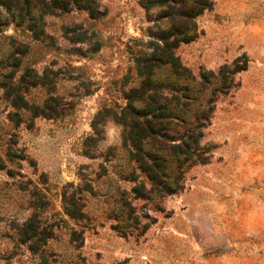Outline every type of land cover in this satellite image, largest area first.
Instances as JSON below:
<instances>
[{"label":"rangeland","instance_id":"1","mask_svg":"<svg viewBox=\"0 0 264 264\" xmlns=\"http://www.w3.org/2000/svg\"><path fill=\"white\" fill-rule=\"evenodd\" d=\"M41 1L0 0V264H264V0H213L195 18L198 37L175 49L186 77L155 71L192 85L248 58L200 140L209 163L150 200L132 190L139 171L125 179L139 154L126 109L153 94L139 70L159 55L149 43L166 20L140 0H95L96 19L74 7L44 14ZM163 128L145 148L180 143ZM124 212L145 231L121 234Z\"/></svg>","mask_w":264,"mask_h":264},{"label":"trees","instance_id":"2","mask_svg":"<svg viewBox=\"0 0 264 264\" xmlns=\"http://www.w3.org/2000/svg\"><path fill=\"white\" fill-rule=\"evenodd\" d=\"M140 4L147 13L158 9L159 14L154 21L158 22L162 19L167 23L163 28L157 27L163 30L149 43L159 55L151 56V66L148 71L139 70V74L145 78L153 94L149 95L146 101L143 98L137 99L136 102L142 105L141 108L126 109L127 118H130L137 128L134 133L136 143L133 146L139 154L134 159L135 170H132L131 175H127L125 179L135 182V171H139L145 181L135 185L132 190L137 198L150 200L152 197L162 199L181 192L185 186L187 168L209 163L212 157L211 147L208 144L201 145L200 140L210 125L217 100L239 87L236 75L247 70L248 58L243 54L230 64L221 66L217 73L202 72L199 82L190 80L193 82L192 85L156 80L155 71L164 66L170 69L175 79L186 77L182 74L185 68L179 64L175 49L180 44L189 43L198 37L195 18L205 11H211L214 2L213 0H140ZM38 6L44 14L53 9L68 11L74 7L87 12L92 19L104 15L98 10L95 0H44ZM210 82L216 84L205 95ZM159 89H168L171 96L163 97L159 94ZM161 123L167 132L165 136L172 142L176 141L175 137L168 134L181 132L178 137L180 143L172 144L165 151L145 148L146 141L154 134V124ZM147 184L150 186L148 189ZM124 216L125 220L119 227L121 234H127L129 225L136 230L141 228V233L145 231V225L140 227L136 215L132 217L130 212L125 213Z\"/></svg>","mask_w":264,"mask_h":264}]
</instances>
